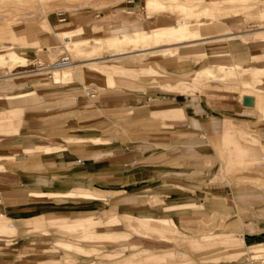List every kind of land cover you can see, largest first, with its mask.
Returning <instances> with one entry per match:
<instances>
[{"label":"rangeland","instance_id":"obj_1","mask_svg":"<svg viewBox=\"0 0 264 264\" xmlns=\"http://www.w3.org/2000/svg\"><path fill=\"white\" fill-rule=\"evenodd\" d=\"M148 1L0 0V53L23 58L0 64V264H264L261 220L204 193L264 206V178L228 163L264 168V42H248L264 38V0ZM182 24L232 38L111 56L134 45L108 37ZM90 57L115 75L91 76Z\"/></svg>","mask_w":264,"mask_h":264},{"label":"bare ground","instance_id":"obj_2","mask_svg":"<svg viewBox=\"0 0 264 264\" xmlns=\"http://www.w3.org/2000/svg\"><path fill=\"white\" fill-rule=\"evenodd\" d=\"M234 1V0H233ZM163 5L160 4L158 2V0H149L147 7L149 11H152L154 8H160ZM191 25V22L189 23ZM193 24V23H192ZM194 25V24H193ZM49 28H53V26L48 25ZM194 27H196V25H194ZM193 27V28H194ZM11 31H9L8 29L2 31V33L0 34V40L4 39V37H6L8 35V33H10ZM80 31H74V30H70V31H62V32H56L52 29V36L54 38L61 36L63 38L69 39V40H75L77 42V38H78V33ZM84 34H86L88 31H83ZM244 32V31H243ZM246 33V32H244ZM127 34V33H126ZM131 34V33H130ZM137 35L134 37H127L124 33L122 35H115L112 37H108V41L110 43L113 44H121L122 42L128 40L129 42H131L134 46L130 49L127 50L125 48H120L117 49V51H115L114 55L111 56H119V55H123L125 53H135V52H139V53H158V52H165V51H169L170 48L166 47L169 45V42H171L172 40H176L177 43L176 47H178L179 45H183V44H194L196 42H206V44L208 43V45L213 44V42L217 43V47L219 46L220 49H216L215 47L211 46L209 47L212 51L211 52H216L217 50H221V47H224V45H228L230 42V39L232 38L231 35H224V36H220V37H216V38H208L203 36L202 33L198 30V31H194L191 28L188 27L187 24H182V25H178L175 27H167V28H161L158 30H148V31H144L141 32V34L136 33ZM132 35V34H131ZM238 35V34H236ZM250 42H264V38H251L249 41ZM210 43V44H209ZM215 44V43H214ZM254 45H252L253 47ZM227 47V46H226ZM256 48H261L262 45H255ZM10 48V47H9ZM80 48V47H79ZM77 48L76 50H74V52H78L80 51V49ZM208 48V49H209ZM179 49V48H178ZM209 49V50H210ZM226 49V48H225ZM255 49V48H254ZM82 50V49H81ZM4 52V51H3ZM134 55V54H133ZM145 55V54H144ZM140 55H137V57ZM134 57V56H133ZM66 58V57H65ZM69 58V57H68ZM136 58V57H134ZM70 59V58H69ZM104 59V57H90L83 62L84 65L82 66H87V63H95L97 65H93L91 66V70L89 72V74L91 76H95L98 77L100 75H104V74H110V75H115L116 71L114 70H109V69H105L102 68L100 66H98V64L101 62V60ZM120 59V58H119ZM137 59V58H136ZM23 60V58L15 51H8V52H4V53H0V64H4L7 62H13V63H21ZM110 60V59H109ZM134 60V59H133ZM57 62V61H56ZM54 62V63H56ZM86 62V63H84ZM53 63V64H54ZM12 64V63H11ZM73 65V62H69L66 65H63L62 67H54L53 69H61L63 67L67 68L69 66ZM52 69V70H53ZM53 72V71H52ZM255 72V71H253ZM55 73V72H54ZM255 75L258 76V74L255 72ZM253 75V74H252ZM254 75V76H255ZM63 76L66 78L68 76V78L70 77L69 74H67V72L63 73ZM55 77L58 78L59 74L55 73ZM261 77V76H260ZM263 77V76H262ZM247 102H251L255 104V98L251 97V96H246ZM30 126V125H29ZM113 126V125H112ZM262 126V125H261ZM115 127V126H114ZM118 131H122V129L118 126ZM263 128V127H262ZM256 130V129H255ZM183 134V133H182ZM181 135V134H180ZM150 143H148L149 145ZM29 154V153H26ZM15 163V162H14ZM39 163V162H38ZM6 164V163H5ZM40 164V163H39ZM41 165V164H40ZM43 165V164H42ZM1 167V166H0ZM96 172V171H95ZM90 173V172H88ZM92 175V173H90ZM89 176V175H88ZM24 178V177H23ZM129 184V183H128ZM5 192V191H4ZM9 192V191H6ZM43 193V192H42ZM51 194V193H49ZM83 196H92L90 194H83ZM42 197V196H41ZM23 202V201H22ZM21 203V202H20ZM20 203L14 202V203H8L7 207L10 206H14V205H18ZM233 203V202H232ZM30 204V203H29ZM238 206V205H237ZM31 212V211H30ZM33 214V213H32ZM45 214V213H44ZM113 216H111L110 218H112ZM148 221V220H146ZM245 226V225H244ZM245 228V227H244ZM103 229V228H102ZM103 231V230H102ZM103 235V234H102ZM105 235V234H104Z\"/></svg>","mask_w":264,"mask_h":264},{"label":"crops","instance_id":"obj_3","mask_svg":"<svg viewBox=\"0 0 264 264\" xmlns=\"http://www.w3.org/2000/svg\"><path fill=\"white\" fill-rule=\"evenodd\" d=\"M264 47V46H262ZM261 47V48H262ZM257 107V106H256ZM154 112H157V111H154ZM148 136L149 134L146 133L144 135H140L139 138H138V141L140 143H143V144H146L148 145V143H150L149 145L155 147V149L158 148V143H155L153 144L152 142H150L148 140ZM133 138V137H131ZM183 139V137H181L180 139L178 140H172V142L174 143V141H181ZM212 144L213 145H216L217 147H220L222 145V141L221 139L218 137V138H214V136H212ZM166 145H168V143H166ZM167 149V148H166ZM224 149V147H223ZM149 153L151 152H156V151H151L149 150L148 151ZM223 156L225 157L224 159H227V155H226V149L223 150ZM229 156H231V153H229ZM229 162L230 163V166H237L239 164H242L244 163L245 164V169H244V173L242 172L240 174L241 177H244L245 176H252L253 178H256L258 181L261 180L262 178H264V168L261 167V166H257L258 163L254 162V160H245V159H241V158H238V159H234V158H229ZM24 179L27 181V182H31V180L33 179L32 178H28V176L24 177ZM230 185V183H229ZM231 186V185H230ZM204 193H208L212 196V198H223V199H226L229 203L232 204V206L234 207V209L236 210V212L238 214H241V211H243V209H241L242 207L245 208V211L251 213L252 216H254L257 220L260 219L262 224H264V216L262 214H259L260 213V210L263 208L264 209V206L261 207V209H257L256 207L258 206H249L248 208L243 204V201H240L239 199H237V195L234 191V189L231 188V190L227 191V192H220L218 191L217 189H214V187H211L209 191H204ZM77 194L78 196H80L79 194L83 195H87V194H90L92 196H87V197H93L95 195H93V193H83V192H78L77 191ZM233 202V203H232ZM238 205V206H237ZM112 215H110L111 217ZM56 220L55 222H61L62 219H54ZM243 221V220H242ZM243 226L241 227V229L246 233L249 231V229L251 228L250 226L253 224V221L252 222H246V221H243ZM245 225V226H244ZM245 227V228H244Z\"/></svg>","mask_w":264,"mask_h":264},{"label":"built area","instance_id":"obj_4","mask_svg":"<svg viewBox=\"0 0 264 264\" xmlns=\"http://www.w3.org/2000/svg\"><path fill=\"white\" fill-rule=\"evenodd\" d=\"M69 62H70V59L68 57H66V58H63V59L57 61L54 64H48V65H45L44 63L33 64V65H36V66H33V68L30 71H32V72H35V71L40 72V71L43 70V71H46L47 73H50L51 69H53L54 67H60V66L62 67L63 65H66Z\"/></svg>","mask_w":264,"mask_h":264}]
</instances>
